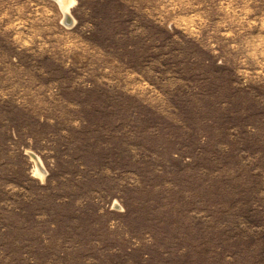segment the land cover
Instances as JSON below:
<instances>
[{"label":"rangeland","instance_id":"374dc122","mask_svg":"<svg viewBox=\"0 0 264 264\" xmlns=\"http://www.w3.org/2000/svg\"><path fill=\"white\" fill-rule=\"evenodd\" d=\"M0 264H264V0H0Z\"/></svg>","mask_w":264,"mask_h":264},{"label":"bare ground","instance_id":"6f19581e","mask_svg":"<svg viewBox=\"0 0 264 264\" xmlns=\"http://www.w3.org/2000/svg\"><path fill=\"white\" fill-rule=\"evenodd\" d=\"M61 6V8L63 9V11L65 12V14L68 15L69 13V8L70 5L74 2V0H57ZM39 162V160H37ZM40 163V162H39ZM38 163V164H39ZM42 165V164H41ZM40 167V166H39Z\"/></svg>","mask_w":264,"mask_h":264}]
</instances>
